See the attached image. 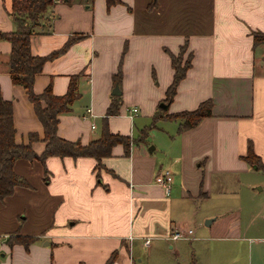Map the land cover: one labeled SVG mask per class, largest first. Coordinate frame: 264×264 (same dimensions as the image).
Here are the masks:
<instances>
[{
    "label": "crops",
    "instance_id": "crops-1",
    "mask_svg": "<svg viewBox=\"0 0 264 264\" xmlns=\"http://www.w3.org/2000/svg\"><path fill=\"white\" fill-rule=\"evenodd\" d=\"M11 1L0 0L4 33L15 29ZM43 26L47 31L30 38L32 56L58 54L35 76L33 92L50 86L62 96L74 79L77 93L58 116V137L86 145L99 138L105 118L111 133L131 137L137 117L153 122L158 114L152 127L160 125L167 149L158 157L155 146H131L124 156L116 145L100 169L91 157L51 156L44 165L17 159L13 171L27 186L0 201V264H140V250L148 258L181 240L171 238L185 230L179 209L206 198L218 172H247L249 145L264 167V43H253L264 34V0H119L110 7L105 0H58ZM184 44L191 66L164 102L170 56ZM9 52L0 40V95L13 105L15 142L27 144L43 129L26 90L11 82ZM207 100L211 115L192 129L180 131L166 117ZM31 145L42 153L43 142ZM163 170L172 175L168 193L154 182ZM17 235L35 240L27 250L9 246L6 238Z\"/></svg>",
    "mask_w": 264,
    "mask_h": 264
},
{
    "label": "trees",
    "instance_id": "trees-1",
    "mask_svg": "<svg viewBox=\"0 0 264 264\" xmlns=\"http://www.w3.org/2000/svg\"><path fill=\"white\" fill-rule=\"evenodd\" d=\"M56 1L58 0H12L9 15L14 22L15 29L6 33L0 31V40H5L10 44L6 66L11 82L14 85L22 86L26 90L28 100L33 106L34 114L43 129V137L41 139H38L36 134H30L27 144L16 143L14 140L13 105L12 102L4 100L0 95V201L11 196L15 187L27 186V183L13 171V164L17 159L37 160L44 165L46 158L51 156L59 158L71 157L73 159L91 157L97 163L96 168L100 169L102 167L101 160L111 155L113 147L121 145L124 150V156H128L134 141L130 136L111 133L106 118L102 121L99 138L90 141L86 145L58 137V116L68 112L73 101L77 98L75 82L74 79L71 80L68 91L62 96L53 95L50 86H47L40 94H35L33 92L35 76L41 72L44 63L55 57L58 52H54L48 57H38L32 56L30 51L31 36L47 31L48 26H43V24H47L50 20V9ZM59 1L69 2L71 0ZM84 1L90 4L93 0ZM105 1L107 7L119 3V0ZM253 43L254 45L264 43V34L254 35ZM67 45L61 51L65 50ZM186 49L187 45L184 44L180 47L177 55L170 56L173 76L166 90L164 102L172 100L176 93L177 85L185 77L187 70L191 66V54L189 53L183 58ZM211 108L212 103L207 100L201 102L194 110L166 117L178 121L179 130L184 131L194 128L203 118L210 116ZM113 113L109 108L107 116ZM161 118L160 115L156 114L153 117L152 125L154 126ZM39 140L44 143V149L41 154L37 155L33 151L31 144ZM242 158L254 169H260L264 172L263 165L253 153L250 145L247 148V154ZM15 237V241H7L8 245L21 244L25 250L35 240L34 238L20 237L18 235ZM111 263L112 259L106 264Z\"/></svg>",
    "mask_w": 264,
    "mask_h": 264
},
{
    "label": "rangeland",
    "instance_id": "rangeland-1",
    "mask_svg": "<svg viewBox=\"0 0 264 264\" xmlns=\"http://www.w3.org/2000/svg\"><path fill=\"white\" fill-rule=\"evenodd\" d=\"M159 126L137 117L131 146H155L154 156L160 157L167 148ZM247 169L218 172L206 198L190 200L179 209L183 227L192 231L188 238L169 242L173 249L164 245L148 258L146 249L140 250V264H264V172L249 164Z\"/></svg>",
    "mask_w": 264,
    "mask_h": 264
},
{
    "label": "built area",
    "instance_id": "built-area-1",
    "mask_svg": "<svg viewBox=\"0 0 264 264\" xmlns=\"http://www.w3.org/2000/svg\"><path fill=\"white\" fill-rule=\"evenodd\" d=\"M131 113L132 114L137 113V109L136 108L131 109ZM89 116H90V109H87L86 114L82 118L87 119ZM91 128H94V126H91ZM154 182L157 185L162 186L165 190V193H168L170 189V185L172 183V175L168 170H163L162 172L156 175ZM190 234H191L190 230H177L172 233L171 238L187 239ZM147 244H148V239L144 241V245Z\"/></svg>",
    "mask_w": 264,
    "mask_h": 264
},
{
    "label": "water",
    "instance_id": "water-1",
    "mask_svg": "<svg viewBox=\"0 0 264 264\" xmlns=\"http://www.w3.org/2000/svg\"><path fill=\"white\" fill-rule=\"evenodd\" d=\"M115 90H116L117 93H115ZM112 93H113V94H118V93H119V91H118V87H115V88H114V91H113ZM160 106H161V108H163L164 110L167 109V106H166L165 104H161ZM152 149H153V147H150L149 151H151ZM210 222H211V221H207V225H210Z\"/></svg>",
    "mask_w": 264,
    "mask_h": 264
}]
</instances>
